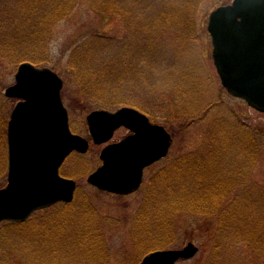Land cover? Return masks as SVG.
<instances>
[{
    "label": "trees",
    "instance_id": "16d2710c",
    "mask_svg": "<svg viewBox=\"0 0 264 264\" xmlns=\"http://www.w3.org/2000/svg\"><path fill=\"white\" fill-rule=\"evenodd\" d=\"M202 1L0 0V59L15 67L26 61L51 63L53 29L80 4L115 16L124 23L125 36L94 34L79 42L67 61L72 82L88 107L129 106L156 121L158 82L178 67L173 57L176 61L183 41L194 36ZM13 104L0 84V188L7 183V125ZM173 107L162 106L177 119L193 116L185 107L178 112ZM260 150L253 128L233 117L216 119L207 143L167 162L150 178L132 222L134 247H145L147 253L173 246L181 213L215 216L218 239L226 237L227 243L262 245L264 195L255 199L258 191L246 184ZM107 247L100 216L88 202L58 204L24 223L5 222L0 227V264L4 258L12 264H58L60 253L62 258H80L62 264H83L87 257L107 264Z\"/></svg>",
    "mask_w": 264,
    "mask_h": 264
},
{
    "label": "water",
    "instance_id": "95a60500",
    "mask_svg": "<svg viewBox=\"0 0 264 264\" xmlns=\"http://www.w3.org/2000/svg\"><path fill=\"white\" fill-rule=\"evenodd\" d=\"M213 60L222 85L233 97L264 113V0H233L209 16ZM63 79L49 67L24 62L5 95L18 99L8 123V183L0 188V225L25 222L33 213L57 203H71L76 182L60 169L73 153L86 154L90 142L72 132L62 99ZM93 142H109L124 126L132 134L101 152L103 164L88 177L100 190L129 195L143 182L144 170L165 158L173 143L163 125L151 124L142 112L124 107L95 110L87 117ZM199 248L156 250L138 264H176L194 258Z\"/></svg>",
    "mask_w": 264,
    "mask_h": 264
},
{
    "label": "rangeland",
    "instance_id": "374dc122",
    "mask_svg": "<svg viewBox=\"0 0 264 264\" xmlns=\"http://www.w3.org/2000/svg\"><path fill=\"white\" fill-rule=\"evenodd\" d=\"M231 2L232 0L201 2L196 14L194 36L183 41L176 61L173 57L178 67L174 71H168L166 76L164 74L161 83L158 82L157 93L161 96L154 122L165 126L173 137V143L169 155L146 170L143 186L138 191L127 196L115 195L100 191L88 183L89 175L102 165L100 154L106 144L95 145L91 142L87 154L73 153L61 168L62 176L77 182L74 203L81 205L88 202L100 216V224L107 235L109 250L107 264H137L145 255L155 250L143 253L145 247H134L131 237L133 218L141 205L148 182L167 162L199 150L207 143L211 126L218 118L233 117L256 131L260 138L261 150L246 184L258 191L255 199L264 195V113L250 107L243 99L232 97L225 90L213 61V45L207 29L212 11ZM125 32V25L121 19L98 14L84 4L78 5L68 17L58 22L52 32L50 44L52 61L42 66L52 68L63 79V100L70 112L72 131L90 141L92 139L87 116L94 110L103 108L88 107L80 99L78 88L72 82L71 73L67 68L68 57L72 49L88 36L102 34L123 38ZM16 70L17 67L0 59V84L3 91L15 83ZM16 103L15 100L13 107ZM163 105L169 108L173 105L175 112L185 107L193 116L188 119H177L168 109H163ZM164 117L166 120H163ZM127 134L129 133L126 129H119L111 142H116ZM240 193H243L242 189ZM232 199L233 197L227 203ZM219 239L221 245L218 244ZM219 239L218 221L215 216L202 217L181 213L177 218L175 243L168 249H181L189 242H193L199 248L194 258L180 260L177 264H264V243L259 246L256 242L234 243L232 240L227 243L226 237ZM89 258H83V264H95ZM79 259V257L75 258V260ZM4 260L2 264H12L7 258ZM75 260L70 257L62 258L61 253L56 259L58 264L75 263Z\"/></svg>",
    "mask_w": 264,
    "mask_h": 264
},
{
    "label": "flooded vegetation",
    "instance_id": "af4514ba",
    "mask_svg": "<svg viewBox=\"0 0 264 264\" xmlns=\"http://www.w3.org/2000/svg\"><path fill=\"white\" fill-rule=\"evenodd\" d=\"M120 129H122V128H120ZM124 129H126V128H124ZM126 131H127L129 134H131L130 131H129L128 129H126ZM129 134H127L126 136H124V137H122L121 139L117 140L116 142L121 141L122 139H124L125 137H127ZM154 165H155V164H153L152 166H154ZM152 166L148 167L146 170H148V169L151 168ZM146 170H145V172H146Z\"/></svg>",
    "mask_w": 264,
    "mask_h": 264
}]
</instances>
